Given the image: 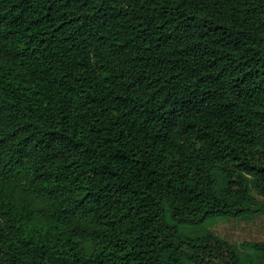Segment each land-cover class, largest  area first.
<instances>
[{
  "label": "trees",
  "instance_id": "1",
  "mask_svg": "<svg viewBox=\"0 0 264 264\" xmlns=\"http://www.w3.org/2000/svg\"><path fill=\"white\" fill-rule=\"evenodd\" d=\"M0 264H264V0H0Z\"/></svg>",
  "mask_w": 264,
  "mask_h": 264
}]
</instances>
